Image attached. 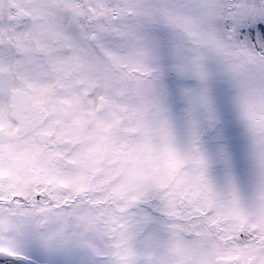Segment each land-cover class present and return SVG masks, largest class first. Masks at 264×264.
I'll use <instances>...</instances> for the list:
<instances>
[{
  "label": "snow or ice",
  "instance_id": "1",
  "mask_svg": "<svg viewBox=\"0 0 264 264\" xmlns=\"http://www.w3.org/2000/svg\"><path fill=\"white\" fill-rule=\"evenodd\" d=\"M0 264H264V0H0Z\"/></svg>",
  "mask_w": 264,
  "mask_h": 264
}]
</instances>
